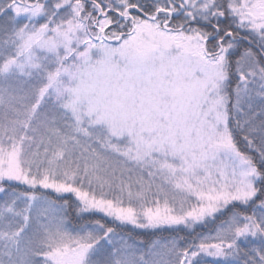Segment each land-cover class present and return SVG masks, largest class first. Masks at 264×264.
Returning a JSON list of instances; mask_svg holds the SVG:
<instances>
[{
  "label": "snow or ice",
  "instance_id": "1",
  "mask_svg": "<svg viewBox=\"0 0 264 264\" xmlns=\"http://www.w3.org/2000/svg\"><path fill=\"white\" fill-rule=\"evenodd\" d=\"M0 264H264V0H0Z\"/></svg>",
  "mask_w": 264,
  "mask_h": 264
},
{
  "label": "rangeland",
  "instance_id": "2",
  "mask_svg": "<svg viewBox=\"0 0 264 264\" xmlns=\"http://www.w3.org/2000/svg\"><path fill=\"white\" fill-rule=\"evenodd\" d=\"M158 182V181H157ZM55 194H53V196H54ZM66 199H69L70 201H72V200H74V198H72V197H70V196H66L65 197ZM74 212V211H73ZM74 215H75V212H74V214L72 213H70V219L71 218H73V220H72V222L73 223H76V218L74 217ZM130 229H131V226H128V230L130 231ZM203 229L202 228H198L197 229V231H202ZM137 232H141L142 230H136ZM203 231H205V232H207L208 230L207 229H204ZM158 235H168V233L167 232H164V233H158Z\"/></svg>",
  "mask_w": 264,
  "mask_h": 264
},
{
  "label": "trees",
  "instance_id": "3",
  "mask_svg": "<svg viewBox=\"0 0 264 264\" xmlns=\"http://www.w3.org/2000/svg\"><path fill=\"white\" fill-rule=\"evenodd\" d=\"M73 211H74V209H69V212H70L71 214H72V213L74 214ZM74 217H75V215H74ZM71 220H73V218H71ZM202 229L204 230V228H202ZM130 230H131V229H130ZM203 230H202V231H203ZM125 231H129L128 228H126ZM203 232H205V231H203Z\"/></svg>",
  "mask_w": 264,
  "mask_h": 264
}]
</instances>
